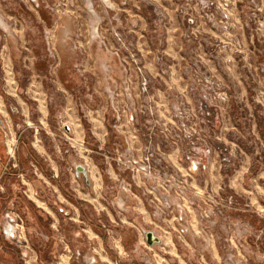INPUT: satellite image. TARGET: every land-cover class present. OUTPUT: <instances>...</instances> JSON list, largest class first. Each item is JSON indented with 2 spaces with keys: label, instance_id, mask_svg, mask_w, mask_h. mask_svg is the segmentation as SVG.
Returning a JSON list of instances; mask_svg holds the SVG:
<instances>
[{
  "label": "rangeland",
  "instance_id": "rangeland-1",
  "mask_svg": "<svg viewBox=\"0 0 264 264\" xmlns=\"http://www.w3.org/2000/svg\"><path fill=\"white\" fill-rule=\"evenodd\" d=\"M58 15L64 31L60 42L53 23ZM0 37L25 38L21 46L13 41L19 57L36 48L38 61L48 66L47 87L56 81L61 58L68 60V50L80 56L89 48L101 51L107 60L105 95L113 128L119 132L126 126L139 133V116L145 125L138 153L130 151L128 139L107 155L127 174L121 188L135 187L123 164L153 153L161 163V180L170 179V188L156 200L139 186L151 217L182 215L186 226L192 217L204 236L190 238L196 248L178 250L185 264H264V0H0ZM148 64L158 81L172 75L182 88L158 94ZM80 71L83 87L84 69ZM164 110L167 121L159 119ZM179 147L190 164L185 174L172 169L167 158L168 150ZM199 154L214 158L219 191L192 187L191 166L200 165ZM244 166L243 178L257 200L227 186ZM5 174L1 170L0 187ZM18 191L11 205L8 193L0 192V220L5 210L15 211L31 254H39L38 243L51 233L45 217ZM211 242L214 252L205 246ZM144 255L148 258L140 253ZM0 264H22L21 251L1 234ZM170 264L178 263L172 259Z\"/></svg>",
  "mask_w": 264,
  "mask_h": 264
},
{
  "label": "crops",
  "instance_id": "crops-1",
  "mask_svg": "<svg viewBox=\"0 0 264 264\" xmlns=\"http://www.w3.org/2000/svg\"><path fill=\"white\" fill-rule=\"evenodd\" d=\"M59 19V15L57 22L53 19L56 42L63 40L59 36L64 34ZM24 39L22 42V37H0V121L7 131L6 137L0 131V173L7 167L11 173L17 171V176L5 174L2 182L9 205L15 203L16 192L21 189L23 199L45 217L46 229L51 233L50 239L42 236L38 243L40 253L31 254L29 263L86 264L85 258L93 257L94 264H170L172 259L185 264L184 254L178 250L196 248L197 243L190 239L193 235L204 238L196 220L191 217L186 226L182 215L153 219L142 189L121 188L120 183L128 180L127 174L107 161L109 151L128 141L130 151L138 153L145 125L139 116V133L126 126L119 132L113 128L105 95L107 60L103 53L89 48L80 56L68 50V60L61 58L56 81L47 87L43 79L48 66L38 61L36 48L29 52L25 49L20 57L13 51V41L22 42L21 46ZM80 67L84 69L83 87L79 85L81 77L77 76ZM147 68L158 94L167 88H182L181 81L172 75L158 81L150 64ZM20 72L25 82L20 80ZM113 73L117 74L114 69ZM57 95L61 98H55ZM11 108L18 113L10 112ZM159 119L168 120L165 110ZM14 140L15 156L11 162L7 145ZM183 149L168 150L167 158L172 169L185 174L190 164L182 159ZM196 160L200 165L191 166L192 187L199 192L207 186L219 191L221 179L214 158H202L199 154ZM12 163L15 168L9 166ZM78 166L85 167V175H76ZM245 171L244 166L226 185L234 194L253 201L252 191L243 178ZM174 218H178V223ZM145 232L158 234L159 243L146 245ZM205 246L211 252L216 250L214 242ZM75 250L81 253L80 258L75 257ZM141 252L148 258H142Z\"/></svg>",
  "mask_w": 264,
  "mask_h": 264
},
{
  "label": "built area",
  "instance_id": "built-area-1",
  "mask_svg": "<svg viewBox=\"0 0 264 264\" xmlns=\"http://www.w3.org/2000/svg\"><path fill=\"white\" fill-rule=\"evenodd\" d=\"M145 86V84H144ZM10 112L17 114L16 108H11ZM0 131L4 137L7 136L3 124L0 121ZM15 140L7 145V156L12 162L15 156ZM160 161L154 157V154L146 151L137 158L130 157L125 164L126 169L129 171L131 180L136 187L140 185L144 186L146 191L152 195L153 199L159 200V196L165 197L168 195V189L170 188V179L163 178L161 180L160 175ZM14 167V163L9 165ZM85 168V167H84ZM5 170V168L3 169ZM162 181V183H160ZM124 190H126L123 187ZM0 187V192H2ZM186 191V190H185ZM185 191H181L182 197L185 196ZM0 234L8 242L12 243L21 251L22 264H30L31 250L24 236V224L19 215L12 209L5 210L2 213V220L0 221ZM74 255L77 258L81 257V253L78 250L74 251ZM86 264H94L93 257H86Z\"/></svg>",
  "mask_w": 264,
  "mask_h": 264
},
{
  "label": "water",
  "instance_id": "water-1",
  "mask_svg": "<svg viewBox=\"0 0 264 264\" xmlns=\"http://www.w3.org/2000/svg\"><path fill=\"white\" fill-rule=\"evenodd\" d=\"M75 171H76L77 176L79 173H82L85 175V168L83 166L76 167ZM144 239H145L146 245H148V246H153V245L159 243L158 237H156L154 235V233H152V232H145L144 233Z\"/></svg>",
  "mask_w": 264,
  "mask_h": 264
},
{
  "label": "trees",
  "instance_id": "trees-1",
  "mask_svg": "<svg viewBox=\"0 0 264 264\" xmlns=\"http://www.w3.org/2000/svg\"><path fill=\"white\" fill-rule=\"evenodd\" d=\"M30 154V156L32 157V155H31V153H29ZM9 167H7V168H5V172H6V174L8 173V174H12V176H15L16 175V173H11V172H9ZM17 172V171H16ZM0 198H3V196H1L0 195Z\"/></svg>",
  "mask_w": 264,
  "mask_h": 264
}]
</instances>
